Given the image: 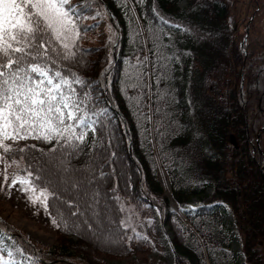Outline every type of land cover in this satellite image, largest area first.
I'll return each mask as SVG.
<instances>
[{"label":"trees","instance_id":"16d2710c","mask_svg":"<svg viewBox=\"0 0 264 264\" xmlns=\"http://www.w3.org/2000/svg\"><path fill=\"white\" fill-rule=\"evenodd\" d=\"M131 1L146 42L128 0L127 7L124 0H69L106 25L99 18L80 20L94 26L78 40L89 51L62 61L61 70L83 77L87 89L75 87L91 92L89 108L105 112L76 148L53 150L55 140L28 138L21 140L35 147L4 155L20 161L23 172L29 165L39 171L37 183L56 194L48 197L47 210L59 227L55 245L38 248L0 217L1 246L13 250L15 264L128 258L142 251L143 242L130 246L134 234L118 223L124 200L136 216L145 215L147 206L157 210L172 236L173 264H264V36L238 34L230 0ZM150 110L173 197L203 244L158 181ZM228 214L242 253L234 249Z\"/></svg>","mask_w":264,"mask_h":264},{"label":"snow or ice","instance_id":"6c2138e0","mask_svg":"<svg viewBox=\"0 0 264 264\" xmlns=\"http://www.w3.org/2000/svg\"><path fill=\"white\" fill-rule=\"evenodd\" d=\"M122 6L127 7V0ZM83 11L69 0H0V157L13 150L14 145L6 143L9 140H55L53 150L60 145L76 148L89 130L96 131L105 109L94 105L89 108L91 92L75 87L87 89V81L75 72L61 70L62 61L75 59L77 51H89L78 44L81 32L94 27L78 23L87 18ZM133 19L129 18L130 26ZM108 42H113L111 34ZM4 163L7 166L8 162ZM11 163L18 161L13 159ZM30 168L26 167L23 175L14 174L9 187L18 184L30 203L40 204L47 211L48 197L55 199L56 194L40 186L39 171L34 173ZM3 177L9 179L6 171ZM67 203L72 205L73 201ZM147 219L152 222L150 217ZM52 222L59 227L55 219ZM118 223L129 227L126 219ZM132 231L135 233V228ZM0 264H15L12 249H8L7 256L0 249Z\"/></svg>","mask_w":264,"mask_h":264},{"label":"rangeland","instance_id":"374dc122","mask_svg":"<svg viewBox=\"0 0 264 264\" xmlns=\"http://www.w3.org/2000/svg\"><path fill=\"white\" fill-rule=\"evenodd\" d=\"M232 3L231 10V25L238 29L240 36L247 33L251 37L264 36V0H230ZM255 4H253V3ZM185 3L183 2L182 6ZM87 18H99L101 26H105V19L97 14L87 16ZM79 23V21H78ZM247 28V29H246ZM141 29V28H140ZM142 31V30H141ZM149 56V55H148ZM149 68L151 66V60L148 61ZM6 143H12L13 148L24 147L26 145L33 144L30 140H18V141H6ZM154 148V156L157 167L158 181L163 188L164 196L169 200L171 208L174 210L176 207V201L173 197L172 186L167 172L159 158L156 144L152 141ZM2 151V150H0ZM4 161H7V166ZM164 171L168 178V184L171 187L167 192L162 179L161 170ZM8 174V180L5 181L3 174ZM23 165L20 161L18 164L11 163L3 155L0 157V217L5 220L8 224L22 232V234L38 248L49 249L56 243V225L53 224V218L40 204H32L27 199L24 192L20 191L19 185H12L11 178L14 174L23 175ZM197 201H195L196 203ZM123 208L124 217L131 230L135 228V237H131L128 240L130 246H135L142 241V251L128 258L114 259L103 257V261L109 264H173L174 254L170 245V239L172 238L167 227H162L160 223V215L157 210L153 207H145L146 214L141 216L137 214L134 208L127 204L124 200L120 203ZM129 217H131L129 219ZM151 218L152 222L149 223L147 218ZM229 223L230 235L234 236V249L238 253H242V244L237 236L233 222V216L227 215ZM199 235V234H198ZM198 238V236H196ZM200 241V238H198ZM2 254L7 256L4 248L0 244ZM241 260L244 257L241 255Z\"/></svg>","mask_w":264,"mask_h":264},{"label":"water","instance_id":"95a60500","mask_svg":"<svg viewBox=\"0 0 264 264\" xmlns=\"http://www.w3.org/2000/svg\"><path fill=\"white\" fill-rule=\"evenodd\" d=\"M131 5H132V4H131ZM136 17H137L138 22L140 23L141 21H140V19H139V17H138L137 14H136ZM153 135H154V134H153V128H152V136H153ZM169 188H170V190H171V187H170V186H169ZM178 206H179V205H178ZM180 216H181V219L183 220V222L187 224V227H188L191 231H193V232L195 233L194 229L191 227V225L188 223V221L185 219V217L183 216L182 213H180Z\"/></svg>","mask_w":264,"mask_h":264},{"label":"bare ground","instance_id":"6f19581e","mask_svg":"<svg viewBox=\"0 0 264 264\" xmlns=\"http://www.w3.org/2000/svg\"><path fill=\"white\" fill-rule=\"evenodd\" d=\"M160 170H161V169H160ZM161 179H162V182H163V184H164V186H165L167 192H169V184H168V180H167V177H166V175H165V173H164L163 170H161Z\"/></svg>","mask_w":264,"mask_h":264}]
</instances>
